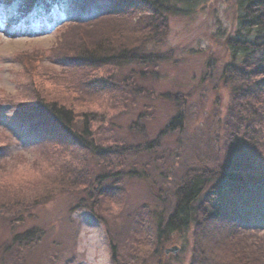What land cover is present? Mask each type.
I'll return each mask as SVG.
<instances>
[{
    "label": "trees",
    "instance_id": "16d2710c",
    "mask_svg": "<svg viewBox=\"0 0 264 264\" xmlns=\"http://www.w3.org/2000/svg\"><path fill=\"white\" fill-rule=\"evenodd\" d=\"M9 1L16 6L12 11L15 16L21 13L35 24L48 21L52 25L56 11L62 14L70 11L72 19L63 26H69L64 36L69 35L71 40L56 57L73 71L82 72L77 78L78 82L82 80L87 94L109 92L108 101L111 103L112 99L115 100V109L120 107V103H125L127 88L136 96L155 97L152 88L136 80H146L155 72L146 69L161 60L172 58L173 51L158 53L156 49L169 36L171 16H194L205 6L204 0ZM233 2L237 26L234 34L226 37L225 43L230 53L219 77L223 86L230 91L226 111L223 115L218 113L219 123L224 129L223 152L213 151L215 155H207L212 161L203 160L200 166L186 168L180 179L174 181L176 186L171 212L142 213L141 219L132 222V236L146 230L147 225L151 228L143 240L137 241V247H132L136 250L132 261L122 263L117 259L118 247L107 230L112 259L116 264H136L141 261L140 248L145 247L147 240L150 243L152 240L165 243L175 236L182 237L188 230L193 235L189 264H264V0ZM32 59L28 57L23 60L26 65H31V68L26 67L31 75L37 69ZM131 63L138 65V70L143 66L135 71V79L138 78L131 79L132 83L127 78L120 80L114 75L105 78L98 73L109 67ZM32 79L29 94L20 111L26 122L33 121L32 127L44 126L52 134L53 138L46 144L59 150L54 164H59L60 168L56 166L54 172L47 170L44 181L41 180L43 178L38 179L39 182L35 184L38 187L31 191H27L23 185L18 186L25 175L14 181H3L4 176L0 173V220L5 219L11 225L27 223L33 217L29 208L51 199L55 193L79 189L88 190V198H77L79 206L90 209L103 220L98 209L102 199L123 194L121 184L106 188L107 181L117 182L118 176L137 175L134 169L120 170L119 165L123 164V160L116 166L117 170L111 172L114 167L109 159L128 151L139 154L157 150L164 145L168 135L178 132L185 124L182 106L186 97L179 92L159 94L157 97L172 101L181 108L166 122L156 138L150 140L146 136L144 146L140 143H110L108 141L115 135H104L102 139L98 133L99 127H95L106 121L113 123L112 118L104 116V110L102 115L89 108L81 111L68 104V98L72 95L64 89L45 87ZM139 116L142 119L147 114L143 112ZM34 119L37 121L34 122ZM139 123L140 120L130 125L131 134H135ZM4 148L5 145H1L0 151ZM87 152L107 159L110 168L101 166L100 173L91 176L83 165L88 162ZM78 182L84 185H77ZM132 218L131 215L127 218L128 225ZM127 228L122 227L125 232ZM42 234L43 229L33 225L16 232L11 244L25 245ZM155 252L158 253L154 250L146 254L152 258ZM13 256L16 257V253ZM19 264H28V261L24 259Z\"/></svg>",
    "mask_w": 264,
    "mask_h": 264
},
{
    "label": "rangeland",
    "instance_id": "374dc122",
    "mask_svg": "<svg viewBox=\"0 0 264 264\" xmlns=\"http://www.w3.org/2000/svg\"><path fill=\"white\" fill-rule=\"evenodd\" d=\"M204 1L203 10L194 16H171L169 36L156 49L158 53L173 51L172 58L161 60L146 69L155 71L149 78L136 80L138 77L135 79V71L143 66L138 70L139 66L133 63L98 72L105 78L114 75V78L120 80L127 78L129 83H132L131 79L144 82L155 92V97L150 98L152 95H133L131 90L128 91L130 88H127L125 103H120V107L115 109V100L112 99L111 103L108 101L109 92L87 94L81 84L82 80L78 82L77 78L82 72L73 71L56 57L71 40L69 35L66 38L64 36L69 26H63L72 19L70 11L64 14L56 11V22L51 21L52 25L48 21L35 24L30 23L21 13L15 16L12 12L16 8L15 4L9 0H0V146L5 145L0 151V173L4 176L3 181H14L25 175L26 180L18 182V186L23 185V188L31 191L38 187L35 186L38 179L43 178L41 180L44 181L47 170L54 172L57 167L60 168L59 164H54L60 154L57 153L59 150L46 144L53 138L52 134L44 126L32 127L33 121L26 122L20 111L29 94L32 78L45 87L67 91L72 95V98H68V104L81 111L89 108L102 115L104 110V116L112 118L113 123L106 121L94 125L99 127L98 133L102 139L104 135H115L117 139L114 137L108 142L117 144L140 143L144 146L146 136L150 140L156 138L166 122L174 116L180 106L157 95L179 92L186 97L182 106L185 124L178 132L168 135L163 146L152 152L133 154L128 151L115 154L109 159L114 167L111 172L116 171V166L123 160V164L119 165L120 170L134 169L137 175L118 176L117 182L107 181L106 188L108 185L114 187L117 183L121 184L123 194L102 199L98 209L103 220L90 209L79 206L77 198H88V190L55 193L51 199H45L29 208L33 217L27 223L11 225L5 219L0 220V247L3 246L0 248V264H19L24 259L28 264H84L83 256L77 252L79 232L83 225L100 230L101 242L110 250L109 264H116L112 259L110 238L114 239L118 247L117 259L122 263L132 261V255L136 252L132 247H137V243L151 229L147 225L146 230H140L132 236V222L141 219L142 213L171 212L176 186L174 181L180 179L186 168L200 166L203 160L212 161L207 155H215L216 151L223 152L221 145L224 129L219 123L218 113L226 111L230 91L223 86L219 77L230 53L225 43L226 37L234 34L237 25L233 0ZM28 57H32L37 65L36 74L31 75L26 69L27 66L31 68L30 64L23 62ZM143 112L147 116L141 119L139 115ZM139 120V127L135 128V134H131L130 125ZM89 153H86L88 162L83 165L91 176H97L102 170L101 166L110 168L107 159ZM77 185L84 184L78 182ZM129 215L133 216L130 225L126 223ZM137 215L139 217L136 218ZM33 225L40 226L43 234L28 244L16 243L12 246L16 232ZM127 226L128 232H125L122 227ZM107 230L111 234L110 238ZM182 235L165 243L156 240L150 243L145 238L146 248H140L141 261L136 264H158L161 261L163 264H189L193 235L191 230ZM173 246H178L179 251L166 254L165 250ZM154 250L158 253L155 252L152 258L148 257L146 253ZM13 253H16V257Z\"/></svg>",
    "mask_w": 264,
    "mask_h": 264
},
{
    "label": "clouds",
    "instance_id": "9594fccd",
    "mask_svg": "<svg viewBox=\"0 0 264 264\" xmlns=\"http://www.w3.org/2000/svg\"><path fill=\"white\" fill-rule=\"evenodd\" d=\"M77 252L83 256L84 264H109L110 262V250L102 244L100 230L89 225H83L79 232Z\"/></svg>",
    "mask_w": 264,
    "mask_h": 264
},
{
    "label": "water",
    "instance_id": "95a60500",
    "mask_svg": "<svg viewBox=\"0 0 264 264\" xmlns=\"http://www.w3.org/2000/svg\"><path fill=\"white\" fill-rule=\"evenodd\" d=\"M179 247L178 246H173V247H171V248H167L166 250H165V253L166 254H169V253H177L178 251H179Z\"/></svg>",
    "mask_w": 264,
    "mask_h": 264
}]
</instances>
